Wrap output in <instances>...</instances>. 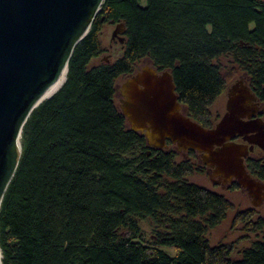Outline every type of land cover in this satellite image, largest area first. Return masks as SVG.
Wrapping results in <instances>:
<instances>
[{
  "label": "trees",
  "instance_id": "16d2710c",
  "mask_svg": "<svg viewBox=\"0 0 264 264\" xmlns=\"http://www.w3.org/2000/svg\"><path fill=\"white\" fill-rule=\"evenodd\" d=\"M107 23L125 24L122 54L89 68L104 52ZM225 56L264 103V0H104L66 81L23 127L0 208L1 264H264V215L246 211L247 233L262 240L239 257L234 243L212 245L208 234L227 217L230 200L190 182L195 164L150 147L115 102L117 80L149 57L172 72L185 114L212 128L210 106L228 85ZM246 164L264 181V158ZM146 218L168 230L154 243L139 223Z\"/></svg>",
  "mask_w": 264,
  "mask_h": 264
},
{
  "label": "water",
  "instance_id": "95a60500",
  "mask_svg": "<svg viewBox=\"0 0 264 264\" xmlns=\"http://www.w3.org/2000/svg\"><path fill=\"white\" fill-rule=\"evenodd\" d=\"M104 0H0V208L18 169L23 127L47 89L64 73ZM117 24L113 36L124 34ZM124 43V36H121ZM119 88L130 129L154 149L196 151L217 182L236 181L254 207L264 204V181L248 170L255 146L264 150L262 102L244 78L228 90L226 112L212 128L185 114L170 70L151 61ZM67 78V76H66ZM242 137L244 142L236 141ZM2 251L0 247V264Z\"/></svg>",
  "mask_w": 264,
  "mask_h": 264
},
{
  "label": "rangeland",
  "instance_id": "374dc122",
  "mask_svg": "<svg viewBox=\"0 0 264 264\" xmlns=\"http://www.w3.org/2000/svg\"><path fill=\"white\" fill-rule=\"evenodd\" d=\"M114 29L115 25L110 23L105 24L100 34V40L104 52L101 56L95 58L90 63L89 68L98 66L104 62L112 63L121 56L123 50L122 44L114 42L111 38L113 36ZM111 39L112 48L110 47ZM149 60L151 61L149 57H145L140 60L135 66L134 73L142 70L145 65H148ZM220 62L223 66L225 76L227 77L228 85L225 92L222 93L210 106L209 110L211 113V122L214 123V125L226 112L228 88L240 78H244L247 84L250 83V78L247 73L233 63L232 57H222ZM151 63L153 62L151 61ZM130 76H132V74L124 75L116 82L115 102L118 108L120 107L122 98L119 88L121 87L122 83ZM127 127L130 128V125L128 124ZM168 149H173L178 153V162L191 160L195 164L197 169L194 173L188 176V180L190 182L196 183L197 185L210 189L216 193L223 194L232 203V209L229 210L224 221L218 227L211 229L208 234V239L212 245H216L221 242L234 243V245H236L235 255L236 257H239L240 251H242V249L250 247L252 242L256 239L262 240V236L257 231L247 233L246 227L250 226L251 224L250 221H244L243 218H245L244 216L246 211L249 209H253L255 213L254 219L264 215V204L259 207H254L252 204V199L246 189L242 187L232 188V183L224 185L220 182H217L218 177H214L212 175L211 168L202 162L199 153L195 152L192 154L189 152V150L178 151L175 145H171ZM250 157L257 159L264 158V152L257 151L255 153H251ZM139 223L143 230L144 237L149 243H154L157 240L158 233H164L168 231L165 226L159 225V223H156L152 218L141 219ZM163 249L171 255L175 254V249L172 247H164Z\"/></svg>",
  "mask_w": 264,
  "mask_h": 264
},
{
  "label": "bare ground",
  "instance_id": "6f19581e",
  "mask_svg": "<svg viewBox=\"0 0 264 264\" xmlns=\"http://www.w3.org/2000/svg\"><path fill=\"white\" fill-rule=\"evenodd\" d=\"M66 76H67V71H64L62 76L47 89V91L44 93V95L40 99V102L51 97L56 91H58L61 88V86L64 84V82L66 81Z\"/></svg>",
  "mask_w": 264,
  "mask_h": 264
},
{
  "label": "flooded vegetation",
  "instance_id": "af4514ba",
  "mask_svg": "<svg viewBox=\"0 0 264 264\" xmlns=\"http://www.w3.org/2000/svg\"><path fill=\"white\" fill-rule=\"evenodd\" d=\"M116 28H117V25H115V29ZM115 29H114V31H115ZM121 36H123V35L122 34H118V35L112 36L111 38L113 39L114 42H118V43L122 44L121 39H120ZM112 39H111V44H110L111 48H112ZM263 104L264 103L261 104V112H258L255 117L262 118L264 120V107H263L264 105ZM235 140L239 141V142H244L242 137H237ZM257 151L264 152V150L262 148H260L259 146L256 145L254 151L251 152V153H255Z\"/></svg>",
  "mask_w": 264,
  "mask_h": 264
}]
</instances>
